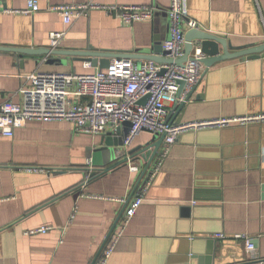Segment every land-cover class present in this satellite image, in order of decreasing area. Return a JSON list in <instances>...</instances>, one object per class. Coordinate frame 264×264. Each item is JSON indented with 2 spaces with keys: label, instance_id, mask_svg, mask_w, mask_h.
Segmentation results:
<instances>
[{
  "label": "crops",
  "instance_id": "crops-1",
  "mask_svg": "<svg viewBox=\"0 0 264 264\" xmlns=\"http://www.w3.org/2000/svg\"><path fill=\"white\" fill-rule=\"evenodd\" d=\"M27 1L0 0V104L18 103L19 90L29 85L27 76L32 73L96 70L71 57H56L65 63L48 64L51 57L12 50L49 49L51 32H65L57 49L131 54L138 57L133 59L136 63L148 61L143 57L154 38L163 43L169 36V0H36L40 10L34 14L8 13L24 9ZM86 2L144 5L152 7L153 17L126 26L114 15L93 10L65 25L58 14L45 10L47 5ZM186 5L198 30L224 38L234 48L231 52L264 44V0H186ZM176 110L168 107L171 117ZM261 113L264 52L259 58H232L209 68L202 64L201 81L176 120ZM106 137L117 136L111 131L76 134L65 121H28L12 137L0 136V264L93 263L125 201L136 197L142 169L129 162L139 172L123 164L89 179L84 169L108 167L122 153V147L105 148ZM154 138L143 131L130 149ZM39 227L52 229L24 234ZM235 235L250 238L255 256L264 260V122L182 133L107 264L251 262L244 241ZM209 244L211 258L206 252Z\"/></svg>",
  "mask_w": 264,
  "mask_h": 264
},
{
  "label": "built area",
  "instance_id": "built-area-1",
  "mask_svg": "<svg viewBox=\"0 0 264 264\" xmlns=\"http://www.w3.org/2000/svg\"><path fill=\"white\" fill-rule=\"evenodd\" d=\"M40 10L36 0H28L24 9L10 10L8 13L31 15ZM46 11L58 14L65 25L80 17H86L93 10L116 16L123 25L151 20L152 7L144 5H97L81 4L47 5ZM167 16L170 21L169 40L162 48L168 52L167 59L176 60L184 54L185 33L198 29L196 21L187 16L186 0H169ZM65 32H51L48 35L51 48H57ZM199 48L192 53V61L182 66L158 64L145 61L137 64L132 59H109L107 69H96L91 73H32L27 76L29 85L19 90L20 101L6 100L0 104V136L12 137L15 129L25 126L28 121H65L76 134L101 135L116 129L124 123L130 128L122 141V153L130 149L134 139L143 131L165 134L160 151L153 164L137 187L136 197L131 200L109 235L95 264H107L118 238L141 205L146 192L162 167L170 147L176 139L188 131L221 129L230 126H247L264 122V113L238 117H217L206 121L169 124L168 107L184 101L187 95L201 81ZM84 67L90 68L89 63ZM184 86L179 97V82ZM148 96L144 104L139 101ZM120 154V155H121ZM130 172L139 168L129 163ZM124 202V200H123ZM51 227H39L26 231L25 235L45 234ZM222 238V235H216ZM244 241L245 250L251 262L264 264L258 259L251 239L245 235H235Z\"/></svg>",
  "mask_w": 264,
  "mask_h": 264
},
{
  "label": "water",
  "instance_id": "water-1",
  "mask_svg": "<svg viewBox=\"0 0 264 264\" xmlns=\"http://www.w3.org/2000/svg\"><path fill=\"white\" fill-rule=\"evenodd\" d=\"M170 36H168L169 40ZM185 46H184V54L181 58H178L176 60L167 59L166 56L168 55V52L164 51L162 48V41L159 38H154V41L150 47V53L144 55V59L148 61H153L158 64H176L178 66H182L187 61H192L194 58L192 57V53L194 52V42L198 45L197 48L200 50V58L199 62L203 64L205 67L209 68L216 62L224 61L227 59L232 58H241V59H255L259 58L260 54L264 52V44L261 45H247L240 48H235L236 51L231 52V49H234L231 44L225 40L224 38H220L218 36H215L213 34L194 29L189 30L185 33ZM166 40V41H167ZM220 48H222V53L220 51ZM0 50H3V47L0 48ZM14 52L22 55L27 56H47L51 57V59L48 61V64H55L58 62V64H63L65 61L62 60H56V57H71L75 61L85 62L89 63L91 68H96L100 70L107 69L109 59L112 58H125V59H137L134 57V55L131 54H117L112 53L109 51H98L95 49L87 48L83 51H74L70 49H57V48H49V49H22V48H14L12 49ZM139 64V63H137ZM184 82H179V92L177 94V97L180 96L181 91L183 89ZM194 91V88L192 91L187 95L184 101L177 102L173 104V106L177 109L175 115L171 117V111L167 113V122L169 124H180V120H176V116L179 112H181L184 107L186 106L187 102L189 101L192 93ZM148 96L142 98L139 101V104H144L147 100ZM130 128L129 123H124L120 127H118L115 131V137H106L103 139L102 143L104 144L105 148L108 147H122V141L124 137L127 135ZM165 134L157 135L155 134V138L153 141H150L147 145H140L135 148L127 150L125 153L121 154L120 157H116L115 159L111 160L108 164V167L103 168H90V169H84L85 173L88 172L89 179L97 178L108 171L121 166L123 164H129L130 163H136L139 166H142L140 176L135 184L134 190L137 189L138 185L142 181V179L145 177L147 170L149 169L150 165L152 164L155 156L157 155L159 148L161 147L163 140H164ZM112 140V143H111ZM123 157V159L120 160V158ZM134 192V191H133ZM132 196V195H131ZM131 196L125 201L121 211L118 213L116 220L113 223V226L107 235V237L104 239V242L102 246L100 247L94 261L92 264L95 263L97 260V257L101 250L103 249L109 235L113 231L116 223L118 222L120 216L122 215L124 209L126 208L127 204L130 202ZM207 254L211 258L213 249L212 245L209 244V247L207 249ZM207 264H211L207 263ZM248 264V263H245Z\"/></svg>",
  "mask_w": 264,
  "mask_h": 264
}]
</instances>
